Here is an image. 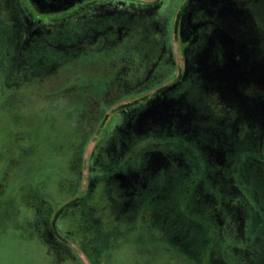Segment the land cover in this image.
Returning <instances> with one entry per match:
<instances>
[{
	"label": "flooded vegetation",
	"instance_id": "obj_1",
	"mask_svg": "<svg viewBox=\"0 0 264 264\" xmlns=\"http://www.w3.org/2000/svg\"><path fill=\"white\" fill-rule=\"evenodd\" d=\"M13 1L24 5L18 6L20 20L23 25L27 21L26 33L37 35L34 41L74 60L35 65L20 55L10 63L0 61V108L4 101L11 104L6 116L13 133L19 130L13 111L17 106L23 111L25 173L29 163L37 166L38 159L52 158L62 144L83 147L86 167L92 152L101 165L102 157H108L121 210L130 208L153 175V199L168 205L153 208L156 218L178 231L169 239L173 249L198 240L208 246L209 234L219 239L213 246L225 243L234 249L230 243L237 237L248 241L255 228L246 225V208L264 211L255 199L257 188L247 191L249 199L242 187L251 178L264 180V26L250 6L254 0ZM147 24L155 52L152 66L143 70L152 74L153 69V84L132 97L120 96L141 80L130 75L131 64L106 55L132 27ZM61 26L69 28L63 33L70 38L67 44H51L40 34L59 32ZM80 31L84 33L78 36ZM81 52L91 54V61L78 62ZM135 152L144 160L140 171L125 167ZM72 161L71 153L63 158L70 169ZM86 170L76 187L93 185L101 177L96 172L91 178ZM70 171L60 173L65 189L72 187ZM59 209L63 206L54 214ZM219 255L209 256L210 264Z\"/></svg>",
	"mask_w": 264,
	"mask_h": 264
},
{
	"label": "rangeland",
	"instance_id": "obj_2",
	"mask_svg": "<svg viewBox=\"0 0 264 264\" xmlns=\"http://www.w3.org/2000/svg\"><path fill=\"white\" fill-rule=\"evenodd\" d=\"M3 1H7L8 5H1ZM8 1L0 0V61L10 63L20 55L22 57L28 55L35 65L39 61L61 63L63 59L73 63L74 60H71L69 53L59 52L43 41H34L37 35H33L30 31L26 33L24 27H27V21L26 25H23V21L20 20L22 14L19 13L21 10L18 6L23 4L15 3L13 0H10L11 3ZM30 2H26V5L32 9L34 17H38L39 12ZM250 6L255 17L257 15L260 26H264V0H254V3L250 2ZM147 26L150 25L132 27L128 34H123V40L117 41L116 48L110 47L106 55L131 64L130 75L141 80L134 85L140 82L141 84L129 88V91L120 96L132 97L140 90H146L147 85L149 87V84H153L151 82L153 69L151 68L152 74H145L143 70L152 66L155 52ZM58 29L61 33L53 30L40 34L42 37L47 36L46 39L51 44L60 42L67 44L70 38L63 33L67 34L68 26H61ZM146 32L150 36L145 34ZM83 33L80 31L78 36ZM25 40L27 41L23 43ZM86 54L83 52L78 54L77 61H91L89 59L91 54ZM140 74L143 76L141 77ZM7 76L9 77L8 73L3 79L6 80ZM79 80L85 81L83 78ZM7 124L9 126V123ZM18 129L21 131V127ZM61 138L64 141L65 134ZM12 140L13 138L9 136L3 142L4 145L6 143L10 146L11 154ZM16 146L19 147L21 154L25 153L22 143L16 141ZM82 148L70 149L68 145L62 144L52 152V158L38 159L36 162L38 165L31 170L32 166L30 170H26V173L22 167V157L17 154L18 151L13 153L18 159L15 163L12 162L10 153L4 157L2 155L3 158H0V264H191L190 259L183 257L185 259L183 260L182 256L187 252L185 248L189 250L187 254L192 249L184 245L178 247L179 252L173 249L168 239V236L172 235V229L156 218L153 208L158 206L161 200L153 199V175L147 179V189L141 190V194L133 199L128 210L122 209V211L118 204L121 203L120 190L113 181V176L116 174L113 173L114 169L106 164L108 157L106 159L102 157L101 165L96 160V152H92L86 167L81 156ZM89 148L90 146L86 153ZM70 153L73 159L71 169L63 163V158ZM133 155L134 159L128 160L125 167L140 171V165L144 164V160L141 159L142 153L135 152ZM57 168H60L59 173L55 172ZM70 170L74 172L72 187L65 189V184H60L63 178L61 174H70ZM85 170L89 172L91 178H94L99 171H104V174L95 178L97 180L93 185L86 186L83 183V187H76L77 183H81V176ZM258 179L251 178L249 186L245 182L242 187L246 192L257 188L256 197H253L259 200L258 204L261 205L264 204V180ZM42 183H45L42 187L45 191L39 190ZM84 185L88 188L80 191L79 200L60 210L55 221L56 228L52 229V227L49 230L48 223L51 222L57 207L62 203V206L64 205L65 199H69L66 197L84 189ZM246 194L250 199L249 192ZM245 206L256 205L247 203ZM246 209H250L246 225L249 229L255 228L248 241L237 237V241L230 243L236 245L233 249L231 246L228 247L225 241L222 246H213L219 239L214 235H208L211 240L212 255L222 254L215 264H264V211L259 212L254 210L255 208ZM259 228L261 230L257 232ZM210 242L206 241L208 246ZM194 251L198 260L210 264L208 260L209 256L212 257L210 253L204 256L202 248H194Z\"/></svg>",
	"mask_w": 264,
	"mask_h": 264
},
{
	"label": "trees",
	"instance_id": "obj_3",
	"mask_svg": "<svg viewBox=\"0 0 264 264\" xmlns=\"http://www.w3.org/2000/svg\"><path fill=\"white\" fill-rule=\"evenodd\" d=\"M85 61V60H84ZM87 61H89V60H87ZM85 71V70H84ZM86 76H88V74L86 75ZM10 108H11V104L8 102V101H4L2 104H1V112L3 113L2 114V118H0V126H3V127H0V158H3L4 157V155L6 156V154L7 153H10V156H12V158H13V160H12V162L13 163H15L16 161H18V159H17V157L15 156V154H13L14 152H17L18 151V153L17 154H19V156L20 157H22V163H23V165H22V167H23V170H25V153L24 152H22V154L20 153V149H19V147H17L16 146V141H17V143H19V144H21V140H22V138H21V131L20 130H15L14 129V132L15 133H13V131L12 130H10V128H9V126H8V124L7 123H9L10 122V119H9V117H7L8 116V112H9V110H10ZM13 119H14V121H13V124L16 126L15 128H17L18 129V127H22V122H21V120H22V116H23V111H22V108H20V106H17V108H15V111H13ZM7 115V116H6ZM9 136H11L12 138H13V140H12V143H13V150H12V154H11V150H10V146H8L6 143H5V145H4V141L7 139V137H9ZM3 145V146H2ZM21 147V146H20ZM2 155H3V157H2ZM31 160H32V162L33 161H35V159H33V157L31 158ZM33 166V167H32ZM32 167V168H31ZM29 168H31V169H33V168H35V165L34 164H30L29 163ZM98 176H101L100 175V173H98ZM6 179H8L7 177H6ZM79 196L78 197H76V198H74V199H71L70 201H68V203H65L64 205H63V208L65 207V206H67V205H69V204H71V203H74V202H76L77 200H79ZM60 205H62V204H60ZM158 206H161V207H163V208H165L166 206H168L167 204H166V202L165 203H162V204H158ZM166 209H168V208H166ZM166 209H164L163 210V213H164V211L166 210ZM59 210H61V209H59ZM162 210V209H161ZM58 212V211H57ZM163 216H166L165 214H162ZM58 216V213H53V216L51 217V222H47L48 223V229L49 230H51V228L52 229H55L56 227V225H55V221H56V217ZM161 220V219H160ZM162 220H163V218H162ZM161 220V221H162ZM260 230H257V232H259ZM172 233H175V234H178V231L176 230V229H174V230H172ZM194 234V236H192V237H194V238H197L198 237V235H196L195 233H193ZM173 238V236H171V235H169L168 236V239H172ZM199 243H200V241L198 240L197 241V243L196 244H194V246L192 245V244H190L191 246H188L189 248H191L192 249V251L190 250V253H188L187 254V252H189V250H188V248H185V247H187L186 245H184L185 247V249H186V251L187 252H185V253H183V254H185V257L186 256H188L189 258L188 259H190L191 261H192V263L191 264H204V263H202L200 260H197L196 261V258L198 257H196V254H195V251H194V248H198V249H203L204 250V256L207 254V253H211V247L212 246H205V245H199ZM178 247H180V246H175V249H177V252H179L178 251ZM228 247H230V246H228ZM230 252H231V250H230ZM192 254V255H191ZM88 256V255H87ZM213 258H215V255L214 256H212ZM211 257V258H212ZM79 258L81 259V260H83L82 259V257H80L79 256ZM196 261V262H195ZM193 262H195V263H193Z\"/></svg>",
	"mask_w": 264,
	"mask_h": 264
}]
</instances>
